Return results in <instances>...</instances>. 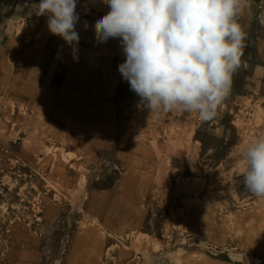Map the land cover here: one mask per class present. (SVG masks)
Masks as SVG:
<instances>
[{"label":"rangeland","instance_id":"374dc122","mask_svg":"<svg viewBox=\"0 0 264 264\" xmlns=\"http://www.w3.org/2000/svg\"><path fill=\"white\" fill-rule=\"evenodd\" d=\"M39 2L0 0V102L10 97L26 107L0 106V264H264V219L254 210L264 199L245 189L236 170L259 128L244 133L234 125L264 113V0H249L240 18L247 33L241 64L210 122L140 105L118 71L125 60L119 39L100 43L93 28L108 10L103 0H80L79 43L71 46L35 15ZM37 44L53 74L66 54L69 62L46 87V72L34 77L38 89L62 94L67 81H79L73 92L84 114L35 112L29 51ZM76 50L82 65L98 60L97 90L71 67ZM59 149L82 156L81 169Z\"/></svg>","mask_w":264,"mask_h":264},{"label":"clouds","instance_id":"9594fccd","mask_svg":"<svg viewBox=\"0 0 264 264\" xmlns=\"http://www.w3.org/2000/svg\"><path fill=\"white\" fill-rule=\"evenodd\" d=\"M98 42L119 39L118 71L151 113L181 111L210 122L230 96L247 33L249 0H103ZM80 0H40L37 16L68 45L79 43ZM243 185L264 199V134L241 153Z\"/></svg>","mask_w":264,"mask_h":264},{"label":"bare ground","instance_id":"6f19581e","mask_svg":"<svg viewBox=\"0 0 264 264\" xmlns=\"http://www.w3.org/2000/svg\"><path fill=\"white\" fill-rule=\"evenodd\" d=\"M29 37L28 38H24V41L28 42L29 41ZM76 57L75 59H73L74 61L71 62V67H81L82 73L84 75H88L89 76V83L88 86L91 88V90H97L96 88V80H97V76H98V70H99V62L96 59L95 56L90 58V62L88 64V66L82 65L84 62V55L81 51L76 50ZM47 53H51V50H47ZM29 55L33 57V60L31 61V66H32V77H33V81L30 84V90L28 91L29 94L34 93L35 95H37L40 99V101L38 102V105H40V107L35 109V112L38 114V116L45 117L46 113L48 111L54 110L55 113H57L58 115L61 114V112L63 110H65L67 113H69L72 116V113H78L80 115L84 114L82 111V107L81 105L78 103V99L77 96L79 95L77 92L79 91V89L81 88V83L79 81H76L77 83H79V85H72V83L69 81H67V83L65 84V90L62 94H56L50 90H48V93H41L42 90L38 89V85L37 82L34 81V77L38 76V75H42L44 74V72H46L47 77L44 80V86L46 87L48 84L49 79L51 78L52 74H53V67H54V63H50L47 58L43 55V51H42V47L37 44L35 48L31 49L29 51ZM68 54H66V56H64V58H61L60 60V72L53 74V77L58 78L60 76L63 75V73L65 72V67L62 65V62L64 64H66L68 61ZM69 64V62L67 63ZM68 66V65H67ZM1 67V66H0ZM6 76H2L0 77V80H5ZM59 80V78L57 79ZM5 82V81H4ZM44 88V87H42ZM77 88V89H76ZM77 91V92H73V91ZM14 91H16L20 96L23 94V85L22 84H16L14 86ZM72 91V93H70ZM38 93H40L41 95H39ZM99 96V93L96 92L94 94V99L92 102V107L90 108V113L91 114H96L98 113V101L97 98ZM249 101V100H248ZM250 102V101H249ZM10 104L12 107L14 106H18L20 107V109L25 110L26 107H24L23 103L19 102V100H14L12 101V98H7V99H3L0 102V106H4ZM75 106H79V107H75ZM247 109L252 108V106L250 104L246 105ZM79 109V112L78 110ZM255 119L254 121H252L251 119H249L248 123H246L244 120H235L234 121V125L236 128H238L239 130L243 131L244 133H246L247 130L248 133L252 130V128H248L249 126H253L256 128H259V133H256V135H260V134H264V113L262 112L260 113H256V115H254ZM258 131V130H257ZM256 135H253L252 132L250 133V136H248V138L252 141ZM29 144L28 147L30 150L33 149V146L31 145V143H33L34 139L32 136H29ZM129 142V140L127 141ZM130 142L132 144H135L134 141L130 140ZM248 141L245 144L248 145ZM244 147V149H245ZM60 155L62 157V160L68 164L71 165V167L73 169L76 170H80L81 169V165L79 164V160L80 158H82V156L80 158L78 157H74V154L72 152H66L63 149H59ZM170 150H172V148H170ZM57 157V155H55ZM60 166H65L64 163H62L61 160L58 161V167ZM236 170L238 172H243V163L239 164L236 168ZM86 181V176L83 173L81 175V179L80 182L81 184H84ZM217 204H222V202H217ZM254 210H256L261 217L264 219V204H260L258 207H256ZM180 216H182V212L180 211L179 213ZM230 216H233L232 213H230ZM171 221L173 222L174 225H176V216L173 214L172 215V219ZM178 261H182L180 259H178Z\"/></svg>","mask_w":264,"mask_h":264}]
</instances>
